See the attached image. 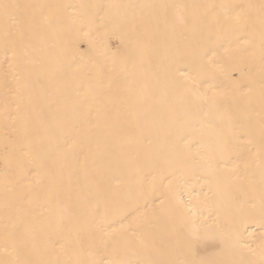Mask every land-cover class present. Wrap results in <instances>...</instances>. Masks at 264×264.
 <instances>
[{
	"label": "bare ground",
	"instance_id": "obj_1",
	"mask_svg": "<svg viewBox=\"0 0 264 264\" xmlns=\"http://www.w3.org/2000/svg\"><path fill=\"white\" fill-rule=\"evenodd\" d=\"M18 2L53 6L62 25L45 38L54 55L44 54L35 58L36 63L31 62L34 58H24L19 88L9 79L6 89L0 77V259L13 258L5 253L6 197L9 201L19 198L15 217L33 226L31 234L19 242L22 258L32 264H71L77 259L134 264L143 255L116 253L113 240L138 247L139 238L153 241L165 254L172 251V258H244L232 248L221 253L217 246L233 226L247 229L244 237L249 241L259 243L264 235L259 50L255 60L246 55L242 33L206 28L177 37L170 21L160 18L149 71L163 66L165 86L146 89L150 98L145 102L140 95L145 81L138 75L132 95L140 105L141 118L127 116L126 104L112 111L110 125L118 130L114 141L117 159L111 167L89 160V168L102 167V196L90 197L95 186L85 181L83 173L77 176L66 168L65 153L57 144L63 145L65 140L68 129L62 117L77 100V93L101 79L115 91L126 62L128 33L122 22L128 10L116 7L108 9L107 16H97L94 7L82 5H258L260 0ZM209 49L213 55L204 60L203 52ZM57 62L60 75L54 78L52 69ZM206 78H210L213 92L220 94L218 107L194 111L205 102L203 93L209 86L201 89L200 84ZM250 78L256 85L245 94L239 82ZM193 89L199 91L193 94ZM57 112L60 120L53 118ZM73 115L79 134L76 150L94 147L97 133L105 127L102 120L97 121L94 103L90 100L82 114ZM49 128L55 129V135L49 134ZM246 135L247 139H241ZM209 149L220 161L213 175L198 166ZM53 170L62 174L56 201L48 194V175ZM165 195L168 199L162 206ZM160 207L178 211H154ZM193 225L200 240L190 255L184 241Z\"/></svg>",
	"mask_w": 264,
	"mask_h": 264
},
{
	"label": "snow or ice",
	"instance_id": "obj_2",
	"mask_svg": "<svg viewBox=\"0 0 264 264\" xmlns=\"http://www.w3.org/2000/svg\"><path fill=\"white\" fill-rule=\"evenodd\" d=\"M51 5L20 3L18 0H0V77L3 79L5 88L9 79L18 88L21 73L24 70L25 57L34 58L31 62L36 63L40 56L54 55L52 49L45 45V38L48 34L57 33L62 25V19L52 11ZM82 8H95L96 15L107 16L108 9L121 7L126 12L122 27L128 33L127 51L125 53L126 62L123 66V75L118 78L115 91H111L113 85H105L104 81L97 80L90 83L87 90L81 89L77 93V100L73 102L71 108L67 110L62 119L66 125V132L63 145L57 144V148L65 153L66 168L74 175L83 173L85 181L94 185L96 191L90 193L91 198L103 195V178L101 168H89V160L93 163L99 160L102 166L111 167L118 156L115 145V137L118 130L110 125L111 113L122 104L128 106L127 116L136 120L141 118V108L137 101L133 99V84L138 75L145 81L144 89L140 90V95L146 102L150 96L146 89H156L164 87L161 73L164 67L161 66L155 72L149 71L151 64V53L153 41L156 36V29L159 26L160 18H167L169 27L177 37H187L189 33H194L202 29L219 28L226 32H240L241 40L246 47L244 52L251 59H256V50H259L258 59L260 63V106L262 110L261 118V149L260 156V185L261 193L264 195V0L256 4H220V5H186V4H130V5H82ZM213 55V50L203 52L202 58L209 60ZM54 78H58L59 66L52 69ZM208 85V89L203 93L204 103L198 105L194 111L207 110L209 106L218 107L217 101L219 93H214L210 78L202 80L200 88ZM256 85V81L250 78L247 81L239 82L241 92H251ZM17 88V91H18ZM109 91H105V89ZM199 89H193L195 94ZM95 105L97 121H103L104 128H101L96 135L94 147L87 149L80 147L76 150V141L79 134L75 131L78 127L74 119L75 114H82L89 105V101ZM8 100L6 92L5 119H8ZM54 119L60 120L59 113L54 114ZM27 127V124H25ZM49 134L55 135V129L49 128ZM250 135V133H249ZM248 136L241 137L247 139ZM71 140V143L69 142ZM202 167L210 175H213L219 168L220 161L216 154L209 149L201 157ZM62 174L53 170L48 175V194L53 201H56L61 193ZM168 197L165 195L161 199V205L165 204ZM19 211V198L9 201L5 200L6 219L4 223L5 253L12 256V259H0V264H32V261L22 258L19 242L24 236L31 234L33 226L28 223L19 222L15 213ZM61 211L67 212V209ZM157 213L174 214L177 209H167L160 207L154 210ZM71 214V213H69ZM240 226L229 227L227 232L219 238L217 245L221 253H226L229 248L235 249L244 258L203 260V259H178L172 258L174 253L169 251L165 254L153 241L139 238V246L131 244L121 245L119 241L113 240L114 252L138 253L143 255V259H138L134 264H264V235L259 238V243L254 240L245 239L244 232ZM111 238V234H108ZM200 236L198 230L193 225L188 231V236L184 241V249L188 254H193L195 246L198 244ZM255 245V246H253ZM78 254H83L80 249ZM255 257H258L256 259ZM49 264H60L59 261L49 262ZM71 264H98L95 260L77 259ZM110 264H133L131 261L112 260Z\"/></svg>",
	"mask_w": 264,
	"mask_h": 264
}]
</instances>
